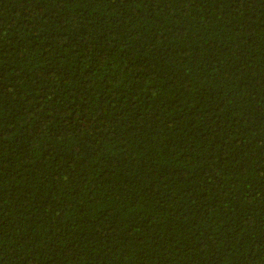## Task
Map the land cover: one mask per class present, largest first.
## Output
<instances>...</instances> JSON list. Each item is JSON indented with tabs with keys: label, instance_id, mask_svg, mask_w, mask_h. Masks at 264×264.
<instances>
[{
	"label": "trees",
	"instance_id": "obj_1",
	"mask_svg": "<svg viewBox=\"0 0 264 264\" xmlns=\"http://www.w3.org/2000/svg\"><path fill=\"white\" fill-rule=\"evenodd\" d=\"M0 264H264V0H0Z\"/></svg>",
	"mask_w": 264,
	"mask_h": 264
}]
</instances>
